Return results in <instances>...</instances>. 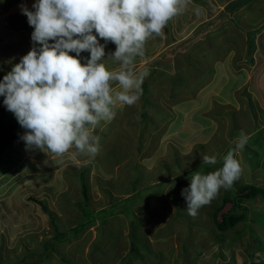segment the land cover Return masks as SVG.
<instances>
[{
  "label": "rangeland",
  "instance_id": "1",
  "mask_svg": "<svg viewBox=\"0 0 264 264\" xmlns=\"http://www.w3.org/2000/svg\"><path fill=\"white\" fill-rule=\"evenodd\" d=\"M34 3L0 0L2 78L33 48L34 27L21 5L31 11ZM196 8L202 9L199 16ZM93 34L105 45L102 60L107 59L117 46L95 30ZM169 54L170 64L165 58ZM85 57L90 53L80 54L82 63ZM156 65L160 68L155 73ZM106 66L119 70L113 60ZM227 67L236 74L225 85ZM133 70L148 72L140 98L133 105L118 103L112 120L91 129L100 137L94 157L75 146L62 156L47 149L26 150L23 140L6 146L0 178V264H264L259 205H254L257 224L251 222L249 232H258L261 245L232 243L237 232L248 237L247 228L240 224L220 233L210 216L214 201L221 203L240 186L264 189V150L258 146L264 142V0H191L162 36L146 41ZM113 87L119 90L118 83ZM241 130L249 140L236 156L240 178L231 189L221 188L196 217L190 216L182 190L194 172L222 167ZM203 155L216 156L217 164L202 163ZM82 173L94 222L74 238L57 241L55 235L87 221L80 206L85 202ZM143 188L156 197L141 199ZM128 198L137 203L128 206Z\"/></svg>",
  "mask_w": 264,
  "mask_h": 264
},
{
  "label": "clouds",
  "instance_id": "2",
  "mask_svg": "<svg viewBox=\"0 0 264 264\" xmlns=\"http://www.w3.org/2000/svg\"><path fill=\"white\" fill-rule=\"evenodd\" d=\"M191 0H36L35 11L21 5L34 27L33 48L0 81L3 103L26 131L21 136L26 150L47 149L62 156L75 148L94 157L100 137L91 129L112 120L119 104L133 105L140 98L147 70H133L135 58L143 57L146 41L163 35L168 22L183 13ZM196 15L202 13L195 9ZM105 42L116 50L105 57ZM53 41L54 43H49ZM89 52L82 63L80 54ZM70 52L76 53L75 56ZM20 55V54H19ZM119 62V70H109L106 62ZM118 83L119 90L113 87ZM248 135L241 130L235 148L223 157L214 172H194L181 195L187 212L198 210L231 189L242 172L236 156L245 148ZM216 156L203 155L202 163L217 164Z\"/></svg>",
  "mask_w": 264,
  "mask_h": 264
},
{
  "label": "trees",
  "instance_id": "3",
  "mask_svg": "<svg viewBox=\"0 0 264 264\" xmlns=\"http://www.w3.org/2000/svg\"><path fill=\"white\" fill-rule=\"evenodd\" d=\"M163 56H165V55H163ZM163 56H161L159 58H162ZM170 56L171 55L169 54L167 57H165L169 64L171 63V57H172V56L171 57ZM152 63L153 62H151V64ZM168 63H166V65H169ZM158 68H160V66L156 65L155 66V73H156ZM162 68H164V67H162ZM167 68H169V66H166V68H164V69L167 70ZM151 74L154 75L153 72H151ZM263 78H264V71H263ZM2 80H3V78L0 77V81H2ZM144 87H146V86H144ZM0 98L2 100V106L0 108V178H1V175H2V173H1L2 172V168H1L2 156L5 152L6 146L10 143L21 141L22 140L21 136L24 134V132L26 130L21 127V125L19 124L15 115L12 112H10L7 109V107L4 105L3 101H4L5 97L0 96ZM166 116H170V114L166 115ZM189 128H191V124H190ZM257 135H259V134L257 133ZM260 137L258 138V141H259ZM258 146L262 147V149L264 150V142H262L261 140L259 141ZM81 178H82L81 179V181H82V193H83L85 202L81 203L82 205H80V206H81V212L86 217L87 221L78 225L77 228L71 229L70 232H68V233L65 232V233L61 234V236H59L60 238L58 237V234H60V233H58L57 235L54 236V239H57V241H66L70 237L74 238L80 232H82L86 227L91 225L92 224L91 222H94V219L92 218V215H91V211L87 206V201L89 200V195H88L87 184L85 182L83 173H82ZM143 189H145L144 190V196L140 197L141 199L146 200V198L152 199V198L156 197L157 194L156 195H155V193L153 194V191L146 190L148 188H143ZM31 199H33V198H31ZM132 199L133 198H128L127 200H125L124 203L127 204L128 206L134 205L135 203H137V202H134ZM34 201L40 203L43 206L44 211L48 210L45 203L40 202L36 199H34ZM217 202L218 201H214L213 212L211 211L210 216L212 217V221L215 224L218 232L225 233L231 229H234L235 227L239 226L240 224H243L245 226V228H247V230H248V231H245L244 234L250 233V235L248 237H246V236H243L241 234V232H237V235H239V237L234 238L232 240V243L239 241L241 244L245 245L246 247L248 245H251V243L253 241L255 243L258 242L260 245L262 244L260 241L261 237L258 234V232L255 230H250V232H249V228L251 229V227H252V226H250L251 222H253V225L257 224L255 221L256 217H258L259 215H261L260 217L264 216V189H262L256 185H242L238 188L237 192H234L232 195L230 193L226 194L223 197L221 203H217ZM242 202H249L251 204V206L242 207L241 206ZM227 205H231V206L227 210H225ZM254 205H256V206L259 205L257 207V209L258 208L262 209V210L256 209V211L258 212V216L254 215V211H255ZM236 209H240L241 210L240 213L236 212ZM47 214H49V217L51 218V220L54 219V217H53V215H51V213L47 212ZM127 214L129 216H132V212L130 210L127 211ZM250 214H251V216H250ZM249 216L252 217V219H250ZM249 221H250V223H248ZM261 224L264 227V223H261ZM261 224H258V225L260 226ZM52 226L55 229H57L55 224H52ZM245 228L243 230H245ZM0 258H1V251H0ZM34 264H36V263H34Z\"/></svg>",
  "mask_w": 264,
  "mask_h": 264
},
{
  "label": "crops",
  "instance_id": "4",
  "mask_svg": "<svg viewBox=\"0 0 264 264\" xmlns=\"http://www.w3.org/2000/svg\"><path fill=\"white\" fill-rule=\"evenodd\" d=\"M31 11H35V10H31ZM229 63H230V61H229ZM218 65V64H217ZM228 66V65H227ZM226 69V71L228 72V73H226V79H227V82L225 81V85H227V84H229V78H228V76H230L231 78H233L234 77V75L236 74V71L234 70V67L233 68H229V67H227V68H225ZM215 72H216V75H217V77H218V70L216 69L215 70ZM233 73V74H232ZM222 77V76H221ZM217 79V78H216Z\"/></svg>",
  "mask_w": 264,
  "mask_h": 264
}]
</instances>
